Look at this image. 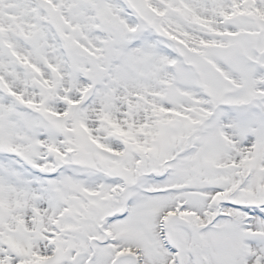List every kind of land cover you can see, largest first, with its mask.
I'll return each instance as SVG.
<instances>
[{
	"label": "snow or ice",
	"instance_id": "1",
	"mask_svg": "<svg viewBox=\"0 0 264 264\" xmlns=\"http://www.w3.org/2000/svg\"><path fill=\"white\" fill-rule=\"evenodd\" d=\"M0 264H264V0H0Z\"/></svg>",
	"mask_w": 264,
	"mask_h": 264
}]
</instances>
